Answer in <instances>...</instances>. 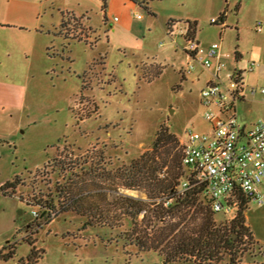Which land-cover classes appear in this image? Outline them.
<instances>
[{"label":"rangeland","instance_id":"obj_1","mask_svg":"<svg viewBox=\"0 0 264 264\" xmlns=\"http://www.w3.org/2000/svg\"><path fill=\"white\" fill-rule=\"evenodd\" d=\"M20 1L31 16L14 20L28 25L17 33L26 47V110L0 135V187L19 177L15 196L0 194V252L8 241L16 250L0 264H28L34 248L35 264H173L154 251L127 247L119 236L130 231L129 220L115 229L85 228L83 217L66 213L31 227L32 211H41L34 204L55 198L56 184L63 182L43 168L60 158L75 165V180L107 187L109 181L89 183L84 170L130 165L152 149L162 126L180 143L189 131L209 134L204 114L218 110L201 105V91L210 71L198 64L191 74L183 70L189 23L197 24L193 37L203 48L221 44L223 88L230 87L229 75L243 72L247 103L238 105L241 121L264 115V0ZM65 21L89 27L88 42L59 35ZM183 172L188 177L185 167ZM121 194L150 201L144 191L122 186L109 191L108 200ZM235 214L219 213L215 220L225 223ZM246 223L254 236L243 241L236 264H264V206L250 204ZM219 264H230L229 258Z\"/></svg>","mask_w":264,"mask_h":264},{"label":"trees","instance_id":"obj_2","mask_svg":"<svg viewBox=\"0 0 264 264\" xmlns=\"http://www.w3.org/2000/svg\"><path fill=\"white\" fill-rule=\"evenodd\" d=\"M72 24L65 21L60 34L79 40L88 37L90 29L85 28L79 21ZM173 26L174 21L169 22L170 30ZM196 29V23H189V37L194 38ZM236 55L237 58L241 57L238 52ZM234 75L243 89V72L236 71ZM182 159L180 141L162 126L152 149L133 160L130 165L115 171H107L105 168L101 171L97 168L84 170V175L90 177L89 183L95 184L97 179L102 183L109 181L107 187H97L95 184L90 188L85 177L79 180L73 178L74 164L60 158L51 160L43 168L44 171L48 174L47 169H52L63 177V182H57L55 198L34 204L41 208L40 217H32L30 225L33 227L36 224L39 227L43 221H52L53 212L58 213V217L61 214L76 213L85 219V228L115 229L124 220H129L130 231L127 235L119 236L124 239L127 247L136 246L140 252L154 251L164 257L167 263L173 264H219L227 258L230 264H236V259L242 254V244L245 243L243 241L254 236L246 223L249 201L240 196V208L236 218L218 224L202 186H193L184 195H177L178 188L185 179ZM165 168L167 169L164 170ZM18 182L19 177H16L4 184L0 192L12 196ZM190 182L194 183L193 180ZM121 186L144 191L150 201L124 194L108 200L109 191L117 190ZM166 198L171 200L168 207L164 205ZM15 250L16 247L6 246L0 252V259L12 258ZM37 257L39 256L34 248L28 264H35Z\"/></svg>","mask_w":264,"mask_h":264},{"label":"built area","instance_id":"obj_3","mask_svg":"<svg viewBox=\"0 0 264 264\" xmlns=\"http://www.w3.org/2000/svg\"><path fill=\"white\" fill-rule=\"evenodd\" d=\"M140 18V16H139ZM118 19L115 18V21ZM217 23L216 20H212ZM261 31V29H259ZM188 62L184 72L191 74L196 64L213 73L211 81L201 91V105L204 108L216 107L217 113L206 111L205 120L211 125L209 134L187 132L186 140L181 142L183 166L188 171L178 188L177 195H184L193 186H202L208 205L215 215H231L236 218L240 208V196L250 204L264 206V117L248 125L241 121L237 111L238 103L244 98V90L236 82L235 75H229L230 87L223 88L221 72L226 68L223 62L221 44L203 48L194 38L184 34ZM254 70V64L250 71ZM252 95L257 94L252 89ZM264 95V87L261 89ZM190 180L194 183L191 184ZM171 200L165 199L168 207ZM52 220L58 213L51 214ZM33 218H39L32 211Z\"/></svg>","mask_w":264,"mask_h":264},{"label":"crops","instance_id":"obj_4","mask_svg":"<svg viewBox=\"0 0 264 264\" xmlns=\"http://www.w3.org/2000/svg\"><path fill=\"white\" fill-rule=\"evenodd\" d=\"M16 2L22 4L16 5L15 2H11L10 0H0V135L5 133L4 124H6L9 120H13L15 117L17 118L16 120L20 119L24 115L26 110V60L22 59V56L24 58V55H26V47H22L23 41L22 39H20L22 38V36H19L17 33L26 31L28 25L22 22H16L14 20H17L15 18L16 16L20 18L22 15L26 16V20H28L30 13L29 11L24 9L26 6V2H22L20 0H16ZM11 3L14 7H11ZM62 24H64V22ZM82 25L85 28L89 29V27L85 26L83 23ZM29 28H31L29 30H33L35 34L40 33L38 27ZM61 30L62 29H60V31ZM90 32L91 30L88 31L89 35ZM59 35L62 34H60L59 32ZM89 35L88 37L84 38L87 42L90 38ZM202 69L204 68L202 67ZM20 74L22 75V77L20 76ZM17 75H19L21 78L16 79L15 76ZM211 81H213V73L210 72V78L207 79L205 86H207ZM246 92L247 91L244 90V98L238 103V105L240 103H247ZM237 111L239 114L238 106ZM262 116H260L258 119L262 118ZM257 120L250 121L249 123H244L250 125ZM17 126L19 125L17 124ZM13 133L14 131L9 135L13 136ZM0 194L3 195L1 192ZM3 196L6 197L8 195ZM13 196L15 195L13 194L11 197ZM10 244L12 243L8 241L6 246Z\"/></svg>","mask_w":264,"mask_h":264}]
</instances>
